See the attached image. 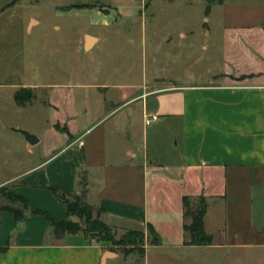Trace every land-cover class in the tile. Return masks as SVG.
Segmentation results:
<instances>
[{
    "label": "crops",
    "instance_id": "obj_1",
    "mask_svg": "<svg viewBox=\"0 0 264 264\" xmlns=\"http://www.w3.org/2000/svg\"><path fill=\"white\" fill-rule=\"evenodd\" d=\"M147 1L112 0L102 9L91 7L85 13L83 8L67 10L100 15L104 11L111 18L114 6L120 16L142 20ZM226 1L212 4L199 28L205 38L202 49L214 46L219 50L218 60L206 53L205 61L214 60L219 67L187 77L172 74L171 68L166 69L168 73L153 72L149 84H113L118 89L114 93H110L111 85H98L94 102L88 90L76 97L75 90L66 85L70 91L65 93L72 96L74 106L65 119L49 124V140L29 131L37 141L30 144L24 138L23 169L0 178V188L23 196L30 207L56 220L67 217L65 205L45 186L77 194L84 189L83 200L103 208L102 219L117 231L146 232V225L151 224L161 241L145 245L141 264H147L150 249L155 264H167L172 258L221 246L213 237L209 245L184 243L183 196L205 198L206 233L210 234L206 215L217 210L225 226L235 225L228 227L229 242L262 246L264 232L254 216L255 209L264 213V22L223 24L222 10L216 18L213 10ZM77 4L90 3L71 6ZM185 29L176 30L181 40L196 31ZM97 30H83L79 47L84 49L86 35L91 37V46L85 51L99 45L103 37ZM163 41L169 43L166 37ZM119 112L122 115L113 122L109 138L107 127L100 128ZM152 115L155 119L147 124ZM149 126L153 136L161 131L169 138H154L151 153L144 142ZM97 131L99 137L88 140ZM110 246L89 242L82 233L56 238L49 222L39 215L27 213L17 223L11 212H0V248H4L0 264H123L131 257Z\"/></svg>",
    "mask_w": 264,
    "mask_h": 264
},
{
    "label": "rangeland",
    "instance_id": "obj_2",
    "mask_svg": "<svg viewBox=\"0 0 264 264\" xmlns=\"http://www.w3.org/2000/svg\"><path fill=\"white\" fill-rule=\"evenodd\" d=\"M84 1L98 9L104 8L105 3H112V0H0L1 179L23 169L26 151L25 136L21 131H31L49 140L52 136L49 124L65 119L66 113L74 106L72 96L70 98L65 92L75 90L78 97V92L86 89L94 102L98 99L94 87L98 85H111L110 93H114L118 89L113 88V84H149L153 72L166 69L169 72L171 68L172 74L197 76L217 65L214 60H218L216 54L219 50L214 46L206 51L202 49L205 38L199 28L205 24V0H168L171 3L149 0L142 20L141 17H122L114 6L111 10L116 12L111 13V18L104 11L101 15L83 14L89 7H84L83 13L60 8ZM214 9V18L217 11L222 10L219 14L225 25L264 22L262 0H228ZM98 27L103 37L101 43L90 51L80 48L78 41L82 42L83 30L96 33ZM189 27L196 31L181 40L176 30L183 28L186 31L185 28ZM164 37L169 43L162 42ZM206 53L207 57L213 54V62L205 61ZM66 85L70 90L65 89ZM20 87H31L35 93L34 99L23 106L14 100ZM47 99L59 109L49 106ZM121 115L119 112L110 117L100 129L107 127L109 135L113 122ZM151 128H147L144 137L149 153L154 138L169 140L161 131L153 136ZM94 134L87 137L88 140L99 137V131ZM8 202L0 194V205ZM257 211L260 210L255 209L254 220L264 232V213L260 211L259 215ZM205 226L212 234L213 242L221 246L178 256L167 264H264V244L253 247L229 242V226H225L217 210L206 215ZM122 233L116 230L117 238ZM150 250L147 264H155L154 251ZM140 262H144V257L133 253L123 264Z\"/></svg>",
    "mask_w": 264,
    "mask_h": 264
},
{
    "label": "trees",
    "instance_id": "obj_3",
    "mask_svg": "<svg viewBox=\"0 0 264 264\" xmlns=\"http://www.w3.org/2000/svg\"><path fill=\"white\" fill-rule=\"evenodd\" d=\"M223 1L206 0V12L209 11L212 4L222 3ZM71 7L91 8L93 5L77 4L68 6L65 9H70ZM34 97L35 93L31 87H20L14 94L15 103L20 106L30 103ZM56 127L67 132L65 127ZM45 188L65 205L67 215L65 219L56 220L46 211L30 207L23 196L8 192L5 187L0 188V194L9 202L0 205V212L3 210L11 212L17 223L23 221L27 213L30 215H39L49 222V226L56 238H61L66 234L82 233L89 242H109L111 250H120L125 256L138 253L141 257H144L146 242L151 245L160 244V236L149 223L146 225V232L128 229L117 238L116 229L107 224L101 217L104 211L103 208L89 205L83 200L85 195L84 189L80 194H77L51 186H45ZM182 206L184 217L183 229L185 233L184 243L187 245L211 244L212 236L206 233L203 227V217L207 207L205 198L203 196L196 198L183 196ZM70 215L76 216L79 222L76 223L69 219ZM3 250L4 248H0V253Z\"/></svg>",
    "mask_w": 264,
    "mask_h": 264
},
{
    "label": "water",
    "instance_id": "obj_4",
    "mask_svg": "<svg viewBox=\"0 0 264 264\" xmlns=\"http://www.w3.org/2000/svg\"><path fill=\"white\" fill-rule=\"evenodd\" d=\"M91 46V37L89 35H86V43L84 46L85 50H88ZM22 134L25 136V139L30 143V144H34L37 141V137L27 131H21ZM69 219H71L72 221L78 223L79 219L76 216L70 215Z\"/></svg>",
    "mask_w": 264,
    "mask_h": 264
},
{
    "label": "built area",
    "instance_id": "obj_5",
    "mask_svg": "<svg viewBox=\"0 0 264 264\" xmlns=\"http://www.w3.org/2000/svg\"><path fill=\"white\" fill-rule=\"evenodd\" d=\"M155 119V116L154 115H152V116H150L149 118H147V120H146V123L148 124V123H150L152 120H154Z\"/></svg>",
    "mask_w": 264,
    "mask_h": 264
}]
</instances>
